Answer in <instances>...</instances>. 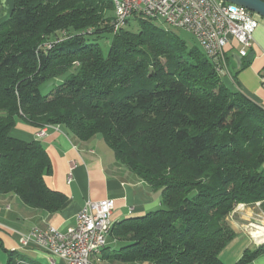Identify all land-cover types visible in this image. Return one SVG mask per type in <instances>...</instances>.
Instances as JSON below:
<instances>
[{
  "label": "trees",
  "instance_id": "trees-1",
  "mask_svg": "<svg viewBox=\"0 0 264 264\" xmlns=\"http://www.w3.org/2000/svg\"><path fill=\"white\" fill-rule=\"evenodd\" d=\"M136 15L115 30L111 0H14L0 18V194L50 213L67 202L45 181L46 147L11 135L18 118L62 125L82 141L101 135L162 193L161 208L112 226L124 241L114 258L226 264L221 254L237 237L229 216L239 204L264 210V107L223 83L202 48ZM263 252L264 243L246 249L236 264ZM17 260L10 252L7 264Z\"/></svg>",
  "mask_w": 264,
  "mask_h": 264
},
{
  "label": "crops",
  "instance_id": "crops-1",
  "mask_svg": "<svg viewBox=\"0 0 264 264\" xmlns=\"http://www.w3.org/2000/svg\"><path fill=\"white\" fill-rule=\"evenodd\" d=\"M258 19L253 45L247 56L242 57L240 67L234 59L236 44L235 48H228L225 55L227 74L235 84L234 90L244 93L264 107V88L261 85V75L264 73V18L260 16ZM42 128L18 118L11 135L24 141H39L46 147L52 163V173L45 176V181L51 189L63 192L67 196V202L60 211L50 213L28 206L15 193L0 194V264L8 263L10 252L18 255L16 264H52L48 253L36 244L21 246L20 236L34 227L45 228L48 225L56 226L62 231L70 230L75 226L77 214L88 201L114 198L116 203L112 225L162 207L161 191L150 187L118 162L113 150L99 135L82 141L62 125H48L46 134L39 136ZM259 209L264 214L260 203L239 204L229 216L237 237L221 254L226 264H236L246 249L253 250L261 245L262 242L249 232L251 226L257 228L259 225L257 220H251L255 215L261 216L257 212ZM239 219L249 223H243ZM107 241L102 253L92 257L94 262L149 264L127 263L115 259L114 254L124 241L113 237L111 233ZM53 259L56 264H67L60 257L55 256ZM247 264H264V252Z\"/></svg>",
  "mask_w": 264,
  "mask_h": 264
},
{
  "label": "built area",
  "instance_id": "built-area-1",
  "mask_svg": "<svg viewBox=\"0 0 264 264\" xmlns=\"http://www.w3.org/2000/svg\"><path fill=\"white\" fill-rule=\"evenodd\" d=\"M122 12L115 15L114 27H123L136 10H145L151 19L164 24L172 22L178 28L191 32L198 41L206 44L213 52L216 62L226 61L228 48H237L241 57L248 54L254 42V33L260 17L248 8L226 0H121ZM264 88V73L261 75ZM47 125L39 136L45 135ZM115 199L88 201L77 214L75 226L62 231L48 225V232H38L32 228L19 238L21 246L36 244L48 253L52 264L54 257H60L67 264H91L94 249L107 245V229H111Z\"/></svg>",
  "mask_w": 264,
  "mask_h": 264
},
{
  "label": "rangeland",
  "instance_id": "rangeland-1",
  "mask_svg": "<svg viewBox=\"0 0 264 264\" xmlns=\"http://www.w3.org/2000/svg\"><path fill=\"white\" fill-rule=\"evenodd\" d=\"M7 1V3H6ZM14 5V0H0V7H1V19L5 20V19H9V17L11 16V12H12V8ZM138 24H139V18L138 17H134L131 18L130 22L127 24L126 28L130 29V30H136L138 28ZM164 29L166 30H170L174 33H176L182 40H184L187 45L189 47H199L201 48L200 42L197 40V38L189 31L185 30V29H181V28H177L172 26L171 24L164 22V24H161ZM101 46L104 50L105 53H107L109 46H110V41L109 39H105L100 41ZM230 70L233 72V69L230 67ZM228 73V68L226 67V72L224 75H222V81L223 83H225L228 87H230L232 90H234L235 88V84L232 81V79L230 78V76L227 74ZM227 74V75H226ZM59 81H50L48 82L43 88H42V92L43 94H48L50 93L52 90H55V88L59 85ZM4 114L2 111H0V115ZM101 137V135H99ZM159 191H161L159 189ZM238 207V206H237ZM236 207V208H237ZM236 208L234 209V211L236 210ZM263 209V208H262ZM264 211V210H263ZM257 212L261 215V216H257L255 215L251 220L254 222H256V220L259 222H257L259 225V227L261 226L262 228L264 227V214H262V211L259 209L257 210ZM239 221L243 222V223H249L246 220L243 219H239ZM230 222V221H229ZM261 223V224H260ZM263 223V224H262ZM231 224V223H230ZM232 226V225H231ZM257 226V227H258ZM256 229V230H255ZM264 229V228H263ZM235 230V229H234ZM258 229L251 226V228H249V232L252 234V236H254L255 238H257L255 236V232H257ZM257 240H260V242H262L261 244L264 243V239L260 238Z\"/></svg>",
  "mask_w": 264,
  "mask_h": 264
},
{
  "label": "bare ground",
  "instance_id": "bare-ground-1",
  "mask_svg": "<svg viewBox=\"0 0 264 264\" xmlns=\"http://www.w3.org/2000/svg\"><path fill=\"white\" fill-rule=\"evenodd\" d=\"M111 2H112L113 5H114L115 15H120L121 12H122V2H121V0H111ZM136 14L151 19V15H149L147 12H145V10H136V11H134L133 14L130 15V17H131V16H134V15H136ZM137 15H136V16H137ZM167 23H169V24H171L172 26L178 28V25H176V24H174V23H172V22H167ZM120 28H121V27H120ZM199 42H200L201 48H202L203 51L206 53V55H207L210 59H212V60L214 61L215 65H216V69H217V71H218L221 75H224L225 72H226V67H227L226 64H225L226 62H225V61H220V65H219L218 62H216V59L214 58V54H213V52H210L209 49H206V44H205V43H203V42H201V41H199ZM112 223H113V222H111V229H112V226H113ZM263 228H264V227H263ZM263 228H261V227H257L258 231L255 232V236H256L258 239H260V238L264 239V229H263ZM111 229H107V236H109V234H110V232H111ZM255 230H256V229H255ZM38 232H48V226L45 227V228H38ZM105 247H106V245H105ZM105 247H103L102 249H94V254H92V257H93L94 255H99V254H101L102 251H103V249H104ZM91 264H103V263H101V262H98V263H97V262H94L93 259H91Z\"/></svg>",
  "mask_w": 264,
  "mask_h": 264
},
{
  "label": "water",
  "instance_id": "water-1",
  "mask_svg": "<svg viewBox=\"0 0 264 264\" xmlns=\"http://www.w3.org/2000/svg\"><path fill=\"white\" fill-rule=\"evenodd\" d=\"M226 1L244 6L248 8L250 11L264 18V0H226ZM234 59L240 67L242 57L238 53H236L234 54Z\"/></svg>",
  "mask_w": 264,
  "mask_h": 264
}]
</instances>
